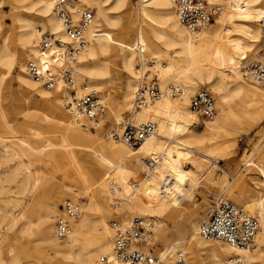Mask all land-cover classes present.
<instances>
[{
  "label": "bare ground",
  "instance_id": "bare-ground-1",
  "mask_svg": "<svg viewBox=\"0 0 264 264\" xmlns=\"http://www.w3.org/2000/svg\"><path fill=\"white\" fill-rule=\"evenodd\" d=\"M80 1L93 6L102 18V22L98 23L95 19L93 28L98 32L95 33L92 29L87 33L91 41L77 58L76 63L72 64L74 71L77 76L80 73L93 81L95 88L102 84L108 87L113 86L111 88L117 87L120 70L127 74L129 76L127 79L132 78L135 86L126 82L124 91L121 92V103L113 114L114 124L119 128L113 129L120 130L126 121L135 125L152 121L156 123V129L136 147L109 139L106 131L105 138L113 142L102 146L95 135L102 128L105 129L104 116L108 105L104 100L105 113L98 117V124L93 130L83 128L75 122L67 107L65 111L67 110L68 122L60 113L49 114L52 110H50L51 106H47L40 120L44 125L56 129L60 142L52 143L46 140L42 143V149H36L25 140L19 139V151L24 157H29L24 169L30 171V167L38 162L42 166L41 170L34 169L35 172L31 173L33 189H37L49 181L55 171L54 168L58 166L64 168L69 182L64 186V194L71 200L67 201L76 203L80 200L84 216L78 218L82 214V208L79 203H76L81 213L78 219L69 220L70 231L64 239H57L54 234L57 205L53 197H50L44 207L36 212V218L33 221L24 211L16 216H10V222L13 225L17 221L27 220L20 228V232L36 238L38 252L26 257L18 253L13 246H9L7 259L0 249V264H50V261L54 264H96L100 255L111 251L113 231L110 222L115 220L122 226H126L133 218H136H114L108 225V217L104 215V198L109 201L113 211L118 210L116 213L151 219L154 236L160 241H164L171 232L165 223L190 226V238L183 244L190 250L198 251L199 256H204L206 264H226V261L234 256H241L246 264H262L264 257V144L243 158V168L257 174V176L249 177L254 185L253 190L245 186V179L241 174L243 168L235 173L223 170L226 175L224 190L229 194L235 193L240 208L258 222L259 227L252 248L233 249L220 241L202 238L199 233L200 224L198 225L195 217L198 208L195 206L183 213L177 200L192 198V183L199 178H205L214 167H219V159H227L228 155H231V153L224 154L221 148H218L215 149V156H212L211 149H205L206 144L216 143L212 132L227 120L235 118L236 111L232 105H229L230 99L236 100V104L240 107L252 108L255 118L251 117V122L264 118V88L246 79L242 74L243 69L249 64L248 62L246 65V62L255 60L261 49L258 44L260 33L264 32V12L260 17H247V23H243L236 29L238 36L223 38L227 33L234 31V26L227 21V16L233 10L230 0H223L220 3L221 9L218 18L216 17L214 21L215 24L212 23L213 26L210 24L195 32L187 31L179 23L169 0L137 2L135 23L130 18L129 0H114L112 6L114 13L111 18L106 14L104 0ZM3 4L15 10V14L11 17L15 18L19 24L18 44L32 54L10 52L15 50H10L7 41L3 40L0 46V66L3 69L0 73V104L2 105L6 99L12 97L15 114L26 115V110L28 112L35 110L33 104L39 97L45 103L52 102L55 106L64 109V100L69 99L66 101V106L71 101V96L64 86L58 85L48 90L26 73V63L29 60H38L39 63L40 60L47 58L37 48V27L60 34V23L53 13V0H0V8ZM27 9L32 14L30 19H21L19 12ZM44 20L48 26L44 24ZM3 21L4 15L0 14V36L3 33ZM146 22L151 24L150 37L146 36L144 30ZM260 23H262L261 26ZM34 24L37 26L30 30ZM38 24L41 25L38 26ZM130 31L132 32L131 48L128 47L125 50L124 43ZM239 42L242 43L243 50L238 49ZM159 45L169 52V55L165 56L166 59L157 56L164 63L146 57L145 51L153 54L159 51ZM134 47H139L141 51L136 52ZM114 52H118V58L110 57ZM61 54L62 51L58 50L56 58L50 59L56 72L60 71L57 58L61 57ZM134 57L137 61V76L133 70ZM13 67L18 69L17 81L21 84V88L24 87L26 90L18 87L11 93L8 77ZM147 73H149L147 79L151 76L156 79L160 96L153 102H148L140 110L134 111L132 109L135 89ZM156 76L160 78V85ZM76 77L74 90L76 89L75 93L78 96L83 90L79 80L76 83ZM97 81L102 83H96ZM213 81L215 82L211 88L216 94L220 113L214 121L202 123L203 133L195 134L190 127L198 126L200 117L189 108V99L198 91L199 83L209 85ZM171 86H178L180 94L170 97L168 88ZM55 93L60 96L54 95ZM101 98L104 99V93ZM22 103L27 104L24 112L20 107ZM7 110V107L1 108L5 116L8 114ZM127 112L132 117L125 121L124 115ZM11 123L3 118L0 128L10 129ZM133 161L137 162L139 168L133 166ZM181 166H190V169L183 171ZM26 183L25 178L24 184ZM214 185L216 183H212V186ZM219 199L217 198L216 203L226 201ZM91 211L98 214L95 220L89 217ZM185 254L188 252L185 253L184 248L177 252L173 250L168 259L164 258L163 253L157 256L159 261L155 264H170L171 259L173 264L179 256L185 262ZM190 259L186 258V261ZM188 264L199 263L190 260Z\"/></svg>",
  "mask_w": 264,
  "mask_h": 264
},
{
  "label": "rangeland",
  "instance_id": "rangeland-1",
  "mask_svg": "<svg viewBox=\"0 0 264 264\" xmlns=\"http://www.w3.org/2000/svg\"><path fill=\"white\" fill-rule=\"evenodd\" d=\"M230 1L233 6L232 7L233 10L227 16V21L234 26V31L227 33L226 35L223 36V38H233L238 36L239 34L236 32V29L238 26L243 25V23H247V19H246L247 17H252V18L260 17V15L264 12V0H230ZM80 2L82 3V5H86L87 7L93 9L95 13L96 21L98 23L102 22V18H100V16L96 13L93 6H91L90 4L83 3L82 1ZM113 3L114 0H104L103 3L104 7L106 8V14L110 18L111 16H113L114 13L112 11ZM136 8H137V4L135 3V1L129 0L130 18L132 19L133 23H135ZM0 10H1L0 14L4 15L3 33L0 36V46L3 44V40L5 39L7 41V45L10 48V50H15L10 52L13 53L22 52L25 53L26 55H31L32 54L31 51H28V49H22L21 46L18 44L17 38L20 34L19 24L15 18L11 17L12 15L15 14V10L12 9V7H10L9 5H5V4H3V7L0 8ZM30 12L31 11L28 9L25 11H20L19 12L20 18L24 20L25 19L29 20L30 16L32 15ZM38 14L40 15V12H38ZM38 17L41 18V16ZM44 22H45L44 24H46L45 20ZM40 25L41 24H38V26ZM261 25L262 23H260V26ZM36 26L37 24H34L30 28V30H32L33 27ZM46 26L48 25L46 24ZM150 26L151 24L149 22H146L144 24V30L147 37L148 36L150 37ZM210 26H213V24H211ZM131 31L127 34L128 38L125 40L124 43L125 50L128 47L131 48V37H132ZM260 34H261L260 43L258 45L261 48V45L263 44L264 32ZM158 49L159 51H156L153 54L145 51L146 57L147 59L150 57L153 58L154 61H160V63H164V61L157 58V56H160L162 59L164 58L166 59L165 56H168L169 52L168 50H166V48L161 47V45L158 46ZM238 49L243 50L242 43L240 42L238 45ZM110 57L118 58V52L112 53ZM27 58L28 57L26 56V60H28ZM250 61L251 60H248L246 62V65ZM136 64H137L136 57H134L133 70L137 76L138 73L136 69ZM2 71L3 69L0 66V73ZM17 72L18 69L16 67H13L10 71L11 74L8 77L11 84V93H13L18 87L21 88V84L17 81L16 78ZM148 74L149 73H147V75H145L144 77L145 81H150V80L156 81V79L153 76L147 79L146 77L148 76ZM150 75L151 72L149 76ZM127 78H129V76L120 70V76L118 77L119 85H117V87L115 86L114 87L115 89L111 88L113 86L108 87L107 85H103V84L97 86L98 88H101L98 89L95 88L96 86L93 87L94 85L93 81L85 78L80 73H78V76L76 77V83L77 80H79L82 90L85 85H88V87L98 91L100 93V96L102 95V93H104L103 100L108 105V110L104 116V122L106 124L104 127L105 129L102 128L101 131L98 132V134L92 133V134H96L95 136L97 137L98 142L102 146H106L109 142H113L105 138V132L113 128H117V129L119 128L117 125L114 124L115 122H114L113 114L117 106L121 103V92L124 91L126 82L128 81L130 82L131 86H135L133 79L132 78L127 79ZM156 78L160 85V78L158 76H156ZM214 82L215 81H213L209 85L206 84L201 85L200 83L198 85L197 90L206 89L212 95V97L215 100L216 111L211 119L200 118L198 126L190 127V129L192 128L191 130L195 134L203 133L204 126L202 123L214 121L215 118L218 117L220 113L217 106L216 94L211 88ZM96 83L101 84L102 82L97 81ZM188 84H192V83H188ZM21 89L26 90L24 87H22ZM196 91H191V92H196ZM54 95L60 96V94L58 93H55ZM67 100L69 99L66 98L64 100V109H63L58 106H55L52 102H47L48 103L47 104L44 102V100L38 97L37 101L33 104V108L35 109L33 112L31 111L28 112L26 110L27 104L22 103L20 107H22L23 112L26 110L27 112L26 115L15 114L12 97L6 99V101L2 103V105L0 104V122L2 121L3 118L12 122L10 129L0 128V249L2 250L3 256L6 259H7V251L9 249V246H13L18 253H21L23 256L26 257L27 256L29 257L35 254L36 252H38V247L35 243L36 238L27 236L20 232V228L27 222V220L17 221L16 224L13 225L10 222V216L12 215L16 216L18 213L24 211L25 214H27L29 218L33 221L36 218L35 217L36 212L44 207L45 203L48 202L50 197L56 199L57 206H56L55 215L58 216L61 215L60 213L61 205H63L65 201L70 200V198L64 194L65 193L64 186L69 183L65 176L64 168H62L61 166L54 168L55 171L51 175L49 181H47L43 185H40L37 189H33L32 186L33 178L31 173L35 172V170L37 169L41 170L42 166L38 162V164H34L33 166L30 167V171H26L24 168L26 166L25 164H27V162L29 161V157L27 156L24 157V155H22L18 149L19 139L25 140L27 143L30 144L31 147H34L36 149H42L43 148L42 143L46 140L52 143H59L60 137L57 134L56 129L51 126L44 125L40 119L42 117V112L45 110V108L47 106H51L50 110H52V113L51 112L49 113L48 110L49 114L55 115L60 113L64 116V118L68 122V116L66 115L67 110L65 111ZM175 101L177 102V100ZM229 103H230L229 105H232L234 107V110L236 111L235 118L232 120H227L225 123L219 125L217 129L212 132V136L215 137L216 143L214 142L211 145L206 144L205 149L206 148L211 149L212 156H215L216 153L215 149L218 148H221V152H223L224 154L228 155V153H231V155H228L227 159H223V160L219 159L218 160L219 167H214L205 178H199L194 183H192V188H193L192 198H190L189 200H186L185 198H181L179 199V201L177 200V202L180 204V207L183 209V213L191 210L192 208H195V206L196 208H198L197 213L195 215L197 219L196 222L198 223V225L204 219L206 213L218 201L217 198L225 199L226 201H229L239 206L236 194L235 193L229 194L224 190L226 185V179H225L226 175L223 173V170L231 173H235L240 168H243L242 166L243 158H245V156H247L249 153H252L254 149L258 147L260 148L262 144H264L263 143L264 118L251 122L250 118L251 117L255 118V114L252 113V108L250 106L246 108L240 107L236 104L237 101L233 99H230ZM2 107L8 108L7 110L8 114L6 116L1 111ZM129 112L125 113L124 115L125 121L128 118L132 117L131 115H129ZM50 125L52 124L50 123ZM19 162H21L22 164ZM132 164L133 166L139 168L136 161H133ZM181 168L183 169V171H186L190 169V166H181ZM68 169L69 168L67 167V170ZM244 170L247 172H245ZM250 171L251 170L248 171L247 169L243 168L241 174L245 179L244 180L245 186L249 190H253L254 185L252 184L249 177H253V175L257 176V174H255L254 171L253 172L251 171L252 173ZM143 174H145V172ZM246 174L248 175V177ZM25 178L27 181L26 184H24ZM229 178L230 177H228V179ZM212 183H216V185L212 186ZM103 201L105 207L104 215L108 217L107 219L108 225H109V221L111 219L113 220L114 218L121 219L124 217L126 218L138 217L135 215H127L126 213H120V214L116 213L118 210L116 209L115 211H113V209H111L110 207L109 201L106 198H104ZM76 203H79L82 208V214L78 217V218H82L84 216L83 207L80 203V200ZM89 217L92 220H95L98 217V214L95 211H91L89 213ZM165 225L169 228L171 232L164 238V241H160L154 236L152 248L156 256H159L164 253V258L168 259L172 255L173 250L177 252V251H181V249L184 248L185 253L188 252V254H185L184 256L186 264H188V261L190 260H194L199 264H206V261L203 259L204 256L203 257L199 256L198 251L190 250L188 246H184L183 244L185 240H188L190 238V233H191L190 226L183 224L173 225L168 223H165ZM182 251L184 252V250ZM186 258L189 259L191 258V259L186 261ZM172 260L173 259L169 260L170 264ZM49 263L54 264L52 263V261H50ZM159 264H163V263H159ZM262 264H264V257L262 258Z\"/></svg>",
  "mask_w": 264,
  "mask_h": 264
},
{
  "label": "built area",
  "instance_id": "built-area-1",
  "mask_svg": "<svg viewBox=\"0 0 264 264\" xmlns=\"http://www.w3.org/2000/svg\"><path fill=\"white\" fill-rule=\"evenodd\" d=\"M134 1L146 3L149 0ZM169 1L179 23L187 31L195 32L214 23L223 0ZM53 13L60 23L61 35L37 27V48L47 58L40 60L39 63L38 60H29L26 63V73L48 90L58 85L64 86L71 96V101L66 106L70 115L81 127L93 130L98 124V117L105 113V103L100 93L90 87H84L82 94L76 95L74 87L77 73L72 64L76 63L77 58L91 41L87 33L94 29L95 13L93 9L80 4L78 0H53ZM94 31L98 32L96 29ZM58 50H61L62 54L57 58L60 71L56 72L50 59L56 58ZM134 50L141 51L139 47H134ZM242 74L246 79L264 88V43L258 52V57L249 62ZM180 92L178 86L168 88L170 97H175ZM159 96L160 89L157 82L145 81L142 78L134 92L133 110H140ZM189 108L200 118L210 119L216 111L215 100L206 89H201L190 97ZM155 129L156 123L152 121L139 125L126 121L120 130H108L107 137L136 147L153 134ZM80 213L81 209L76 203L65 201L61 205V215L56 216L54 220V234L57 239H64L69 234V220L76 219ZM110 225L113 231L111 251L100 255L96 264H155L159 261L152 248L154 232L151 219L136 217L126 226L113 220ZM199 226L202 238L220 241L233 249L242 250L252 248L259 227L254 218L229 201L215 203ZM173 264H185V262L179 256ZM226 264H246V262L241 256H234L230 257Z\"/></svg>",
  "mask_w": 264,
  "mask_h": 264
}]
</instances>
